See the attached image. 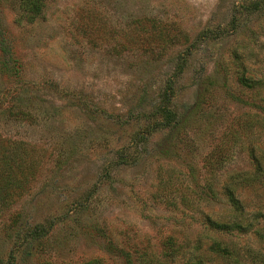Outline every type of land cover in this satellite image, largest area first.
I'll return each mask as SVG.
<instances>
[{
    "label": "rangeland",
    "instance_id": "1",
    "mask_svg": "<svg viewBox=\"0 0 264 264\" xmlns=\"http://www.w3.org/2000/svg\"><path fill=\"white\" fill-rule=\"evenodd\" d=\"M18 17L0 0V142L35 155L0 171L17 186L0 264H125L112 248L257 264L264 219L245 233L206 219L228 220L221 191L264 154V0H49Z\"/></svg>",
    "mask_w": 264,
    "mask_h": 264
},
{
    "label": "trees",
    "instance_id": "2",
    "mask_svg": "<svg viewBox=\"0 0 264 264\" xmlns=\"http://www.w3.org/2000/svg\"><path fill=\"white\" fill-rule=\"evenodd\" d=\"M14 3L19 12L18 22L26 24H33L40 19L47 6L49 0H10ZM167 117H171L166 112ZM25 115L23 111L18 112V116ZM168 120H170L168 118ZM34 150L27 149L25 146L15 143L11 152V158L5 157L4 145L0 142V171L7 169L9 165L13 166L18 172L23 171L34 160ZM254 171L251 174H241L232 176L224 190L221 191L226 203L228 204V220L219 222L207 218V224L210 228L220 232H237L245 233L253 226V224L264 219V154L256 152L253 155ZM11 162V164H9ZM17 188L16 183H7L1 185L0 183V204L8 201L9 195L7 194L9 188ZM3 188L6 189L3 190ZM213 193V192H211ZM250 195H247V194ZM215 195V194H214ZM251 200H248L249 197ZM213 197V196H211ZM264 230V229H261ZM36 233V230H33ZM259 240L264 242V234L259 236ZM114 251L124 259L125 264H133L131 257L116 248ZM227 255L226 250H222ZM254 261L257 264H264V254L256 252L254 254ZM97 261H90L85 264H95Z\"/></svg>",
    "mask_w": 264,
    "mask_h": 264
}]
</instances>
